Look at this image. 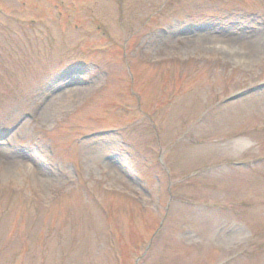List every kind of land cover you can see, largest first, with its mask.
Listing matches in <instances>:
<instances>
[{
  "label": "rangeland",
  "instance_id": "374dc122",
  "mask_svg": "<svg viewBox=\"0 0 264 264\" xmlns=\"http://www.w3.org/2000/svg\"><path fill=\"white\" fill-rule=\"evenodd\" d=\"M0 264H264V0H0Z\"/></svg>",
  "mask_w": 264,
  "mask_h": 264
},
{
  "label": "water",
  "instance_id": "95a60500",
  "mask_svg": "<svg viewBox=\"0 0 264 264\" xmlns=\"http://www.w3.org/2000/svg\"><path fill=\"white\" fill-rule=\"evenodd\" d=\"M241 95H242V94H235V95L229 97V98L227 99V101L235 100V99L239 98Z\"/></svg>",
  "mask_w": 264,
  "mask_h": 264
}]
</instances>
